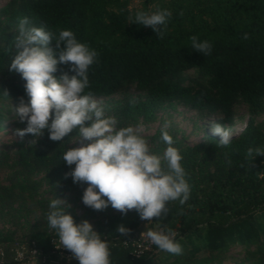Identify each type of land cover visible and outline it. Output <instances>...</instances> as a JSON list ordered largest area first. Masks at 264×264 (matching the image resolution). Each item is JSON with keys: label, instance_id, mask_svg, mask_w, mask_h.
<instances>
[{"label": "trees", "instance_id": "obj_1", "mask_svg": "<svg viewBox=\"0 0 264 264\" xmlns=\"http://www.w3.org/2000/svg\"><path fill=\"white\" fill-rule=\"evenodd\" d=\"M128 2L8 0L0 7V122L9 116L18 126H26L13 108L21 97L28 103L26 81L20 73L9 70L16 54L19 19L23 17L29 19L30 26H43L56 35L58 30H71L78 42L98 53L97 62L88 70L89 88L85 93L90 91L95 98L129 90L136 93L114 109L117 129L140 118L152 121L165 104L175 103L217 115L215 123L233 132L239 120L235 107L244 105L245 129L230 145L220 146L219 141L208 138L198 148L179 151L191 186L190 198L184 205L169 202L168 215L152 222L161 231L177 233L176 241L186 260L196 259L200 252L214 255L230 246L253 245L251 257L256 264H264V224L256 223V216L264 213V155L252 160L247 156L249 148L264 149V132L255 123V117L264 114V0H210V5L202 9L208 19L188 17L178 7L162 39L150 27L135 22ZM243 33L249 38L243 39ZM193 35L212 44L210 55L192 49L189 38ZM49 47L55 50V41ZM70 67L59 64L54 75L72 76L75 73ZM161 143L166 145L162 139ZM67 149L59 141L50 140L48 133L35 144L22 147L17 164L26 172H68L75 166L63 161ZM0 192L11 201L19 199L5 188ZM118 222L119 216L113 214L95 222L96 232L109 245L112 264H166V258L173 255L159 260L163 251L152 243L136 256L135 244L141 240L137 218L122 224L130 229L127 236L116 231ZM48 239V232L41 230L23 240H33L48 249ZM15 240L0 231V246L11 264L10 250ZM174 256L171 264H178L180 258ZM30 263L39 264H14Z\"/></svg>", "mask_w": 264, "mask_h": 264}, {"label": "clouds", "instance_id": "obj_2", "mask_svg": "<svg viewBox=\"0 0 264 264\" xmlns=\"http://www.w3.org/2000/svg\"><path fill=\"white\" fill-rule=\"evenodd\" d=\"M171 16L170 10L157 7L150 14L137 12L135 22L150 27L162 39ZM242 38L248 39V33H243ZM189 39L193 50L211 54L209 41H201L196 35ZM53 41L55 50L49 47ZM15 49L9 70L20 73L26 81L24 90L29 100L26 104L21 97L13 107L19 121L26 122L25 128L14 130V136L21 140L26 134L40 137L47 129L50 140L62 141L78 129L81 146L67 149L62 158L66 165L75 166L65 177L71 176L73 183L87 184L82 195L85 206L103 211L111 205L123 215L135 210L141 220L151 221L168 215L169 202L179 201L184 205L189 200L191 186L180 163L183 157L167 131L170 124L166 122L161 129V139L167 147L162 156L154 154L141 127L117 129L118 121L106 114L104 102L90 91L85 93L89 88L88 70L97 62L98 53L94 49L78 42L71 30H58L56 35L43 26H30L27 17L19 19ZM59 64H69L75 74L64 73L57 78L54 74ZM211 131L220 137V146L230 145L233 138L230 128L213 123ZM257 155H264V149L247 150L251 160ZM69 207L60 198L52 199L49 205L48 226L56 231L59 244L79 264H112L107 241L101 239L87 220L76 223L67 211ZM116 231L120 236L130 233L123 225ZM144 235L162 251L183 254L182 246L176 241L177 233L171 229L149 230ZM3 254L0 251V256Z\"/></svg>", "mask_w": 264, "mask_h": 264}, {"label": "rangeland", "instance_id": "obj_3", "mask_svg": "<svg viewBox=\"0 0 264 264\" xmlns=\"http://www.w3.org/2000/svg\"><path fill=\"white\" fill-rule=\"evenodd\" d=\"M8 0H0L2 7ZM210 0H129L127 9L130 16H136L139 11L147 13L155 12L157 7L160 9L170 10L171 13L178 7L181 14L184 12L188 17L195 16L208 19L203 8L210 5ZM191 73V72H190ZM136 93L129 90L124 93L116 94L108 98H96L102 100L107 106V115L112 116L114 109L124 100L133 99ZM235 113L238 116V124L233 131V140H236L245 129V118L247 109L244 105H237ZM6 114V113H5ZM217 115H211L207 112H197L185 108L179 104L167 103L164 108L155 113L152 121L138 119L129 122L127 126L141 127L143 135L148 140L151 150L154 154L162 156L167 145L161 143V129L168 122L170 127L167 128L169 134L173 137L174 147L179 151L182 149H194L206 143L208 138L214 141H220L218 135H213L211 125L216 122ZM51 123V119L49 120ZM255 123L264 132V114L255 117ZM26 126H18L17 121L6 116V120L0 122V188L9 190L19 199L11 201L0 192V231L10 236L12 239L23 240L32 236L37 231L49 232L47 215L50 211L49 205L52 199L60 198L70 205L68 213L74 217L76 223L87 220L92 224L93 230L96 231V221H102L107 215L119 216L118 225L128 222L132 217L138 221L137 233L140 238L145 239L149 230L161 231L157 224L151 221L141 220L135 210H130L126 215L121 214L109 205L103 211H96L87 207L82 202L86 183H73L71 176L65 177L66 173L54 174L49 170H40L35 172H26L17 164L18 154L22 147H27L42 140L48 130H43V135L34 137L32 134H26L21 140L14 136V130L23 129ZM35 140V141H34ZM67 148L79 147L78 129L65 136L59 141ZM84 143H88L85 141ZM59 186L58 184H63ZM104 199H107L104 197ZM256 223L264 224V213L256 216ZM264 243V237L261 239ZM254 246L248 248L242 246H230L226 251L210 255L206 252H200L196 259L186 260L178 255V264H256V259L251 257L250 253ZM168 252L163 251L159 260L165 259ZM165 260L166 264H171L175 259L170 255Z\"/></svg>", "mask_w": 264, "mask_h": 264}, {"label": "built area", "instance_id": "obj_4", "mask_svg": "<svg viewBox=\"0 0 264 264\" xmlns=\"http://www.w3.org/2000/svg\"><path fill=\"white\" fill-rule=\"evenodd\" d=\"M48 249L39 247L33 240H15L12 243L11 254L12 261L18 262H39V264H68L71 261L79 264V262L72 257L71 253L59 244V237L55 230L48 232ZM134 254L141 255L143 250L148 249L152 242L145 238H141L136 242ZM0 251L4 254L0 256V264H11L10 260L6 257V252L2 246Z\"/></svg>", "mask_w": 264, "mask_h": 264}, {"label": "crops", "instance_id": "obj_5", "mask_svg": "<svg viewBox=\"0 0 264 264\" xmlns=\"http://www.w3.org/2000/svg\"><path fill=\"white\" fill-rule=\"evenodd\" d=\"M30 264H34V263H30Z\"/></svg>", "mask_w": 264, "mask_h": 264}]
</instances>
